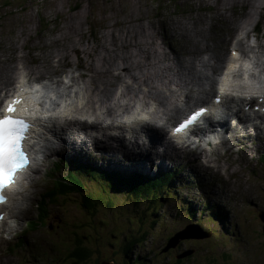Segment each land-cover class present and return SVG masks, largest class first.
<instances>
[{"label": "rangeland", "instance_id": "1", "mask_svg": "<svg viewBox=\"0 0 264 264\" xmlns=\"http://www.w3.org/2000/svg\"><path fill=\"white\" fill-rule=\"evenodd\" d=\"M259 1L261 0H0V51H10L11 49L16 52L18 49L20 54H29L31 62V58L34 57L33 53L46 54L52 50H58L59 47L53 44L59 43L58 40L68 33L71 38L65 37L64 41L70 43L72 40V46L87 53L82 47L83 40L88 39L90 42V40L98 39L100 42L103 34L110 33H114L117 38L123 36L124 33L126 34V28L123 25L115 27L111 25L116 19L126 20L130 14L135 18H142L141 20L144 16V23L150 21L147 20L148 18L153 21L152 23L158 32L156 39L158 43L161 42L164 33L166 34L168 31H165L167 22L172 31H179L184 36L185 32H189L192 28H203L204 32L201 36L209 44L210 52H225L223 65L228 55L230 40L234 37L236 29H240L245 24L244 18L250 19L253 14V11H249L251 9L249 6L254 9L263 8L260 11H255L254 14L257 17L260 13L257 18L259 23L257 37L264 43V6H259ZM130 9L141 12L143 16L140 13L132 12L131 14L129 12L122 17H116L121 12L122 14L127 13ZM222 11V16L214 17L216 12ZM246 11L249 12L246 13ZM225 16L228 19L230 17L239 19L242 16L243 18L240 21L228 23ZM189 20L194 21V23L190 25ZM174 22L176 24L173 25ZM65 23L68 25L67 30L64 29ZM137 24L139 21L136 20L135 28H138ZM186 35L189 36L190 33ZM54 38L57 42H53ZM180 38L177 34H173L167 38L168 40L166 39L167 42L162 48L159 47L167 52V57H169L167 64L173 63L174 68L176 66L172 61L173 49L174 51L179 50V55L184 51L182 49L184 40ZM24 40L25 47L22 49L17 47L23 44ZM250 41H252L251 38ZM98 45L99 43H97ZM252 45L255 46L256 44L252 42ZM153 55L157 56L156 54ZM204 55V52L198 53L195 58ZM161 59L159 64L156 63L155 67L149 68V70L155 72L153 82L157 88L159 87L158 91L163 96L159 99L162 102L159 106L160 109H164L165 107L170 108L172 100L180 95L183 90L179 89L180 83H176L178 79L172 73L171 68L163 64L166 62L163 56ZM76 60V54L70 52L68 57L59 64L57 72L53 74L56 76L51 75L50 77L58 80L62 74H67L70 78L71 75L81 73L84 69L81 66L76 67ZM31 65L34 67L38 64L34 62ZM74 69L75 71H73ZM119 69L118 64L112 66L114 73ZM199 69L203 70V67H199ZM138 72L141 75V71L138 70ZM124 73L126 72L122 71L120 76L117 75L115 83L121 82ZM19 76L21 75L19 74ZM14 84L15 81L12 85ZM12 85L9 86V89ZM188 86L191 91H195L197 89L196 80L191 79ZM140 90L145 91V88L141 86ZM82 91L85 93V88ZM82 91L79 90L78 94ZM212 94L214 95L215 91L208 97H204L205 100H210L213 97ZM84 105L86 107V103ZM77 110L80 112L81 108H77ZM238 127L240 128L237 129L238 134L235 132L237 141L233 142L235 147L231 150L228 148V152L224 154L225 147L230 146V142L226 141L224 146L218 148V155L216 157L213 155V160L209 163L205 159L199 158L195 162L197 154L185 151L180 153V157L176 156L175 160L167 159L164 164L161 163L160 159L156 160L152 157V161L147 163L148 169L145 166L146 161H149L147 156L144 163L137 160L132 164L127 158H122V160L117 157L110 158L108 154L102 156L98 152H85L78 155L70 150V153H67L61 145L56 146V151L43 149L44 152L40 156L47 154L48 157L42 164L38 155V171H33L31 179L23 180L19 184L30 191L28 207L21 211L20 218H17L16 228L12 232L0 234V264H73L74 262L68 258V254L72 241L82 235L77 232L78 228H73L81 220H88L87 223L90 224V227L81 229L82 232L86 233L84 237L88 238L87 241L89 242L87 244L84 240L82 243L90 255L89 258L87 257L88 259L86 258L85 264L92 262L96 264L104 257L107 259L106 255L113 253L114 249L124 251L122 246L117 247L120 242L117 240L120 232H122V237L127 234L125 239L129 240V234L125 230L120 231L124 228L128 230L134 228L135 231L132 230L131 233L135 235L139 234L142 229L147 230L148 237L145 241V247L139 248L142 256L137 258L151 264H160L164 260L177 264L175 259L190 264H264V235L261 227L262 222L258 218V213H264V132L255 129L252 135L247 136L244 132L246 129L243 130L240 125ZM48 136L52 137L51 135ZM200 148L207 153L210 151L203 144H200ZM58 159L64 160L65 163L72 159L82 160L94 167L86 169L91 176L87 174L82 178L79 175L85 191L90 193L114 189L113 187L107 188L108 182L106 180L110 179L107 172L111 170H136L150 177L157 175L158 170L163 172L178 170L179 173L174 183L164 186L166 187L165 190H163L164 187L161 188L162 194L159 200L142 199L145 202L143 212L142 206H140L139 211L132 208L136 207V203H138L135 200L127 198L123 194H114L121 201L118 202V206L106 207V205H102L101 209L89 215V211L82 210V206L79 204L83 200V194L73 193L70 199L65 200V202L59 199L58 202L61 203L59 206L55 203L45 206L49 213V219L43 223L36 216L39 212L40 214L44 212L42 208L39 211L40 197L42 194L44 196L46 189L51 185V180H48L46 176L48 168L53 165V161ZM102 171L107 172L102 175ZM64 172L65 168L62 167L55 176L58 177ZM50 176L53 175L50 174ZM32 191L35 192L32 194ZM103 200V197L100 198L99 203H102ZM68 201L72 203L76 201L78 205H71L72 203L68 205L66 203ZM214 211H217L215 212L216 217L222 218L218 220V223L207 219ZM220 212L225 216L223 217ZM152 213L154 214L152 215ZM93 216H95L93 219H89ZM125 216L127 218L133 216L128 218L130 222L133 220V223L127 224ZM138 216H141L142 220L136 225L134 222L137 221ZM28 219H36L37 223L28 227L26 223ZM93 220L95 222L92 224ZM113 220L117 223L113 224ZM152 220H158V222L152 224ZM100 221L102 223L105 221L103 224L110 225L105 230L100 229L98 225L103 226ZM193 222L199 223L203 229L206 228L212 233L199 228L191 229L189 233H199L204 236L180 239L176 244L177 252H174L173 247L168 246L169 239L173 238L174 233L182 231L186 225L193 224ZM9 228L7 227V229ZM22 238L25 240L24 245L16 244ZM112 243L116 245L114 248L111 247ZM187 248L191 250L193 255L186 259H183L184 256L177 259V256L183 253L182 250ZM151 250H156L157 254H153ZM128 258L132 259L133 257L129 255ZM114 262L119 264L117 259Z\"/></svg>", "mask_w": 264, "mask_h": 264}, {"label": "bare ground", "instance_id": "2", "mask_svg": "<svg viewBox=\"0 0 264 264\" xmlns=\"http://www.w3.org/2000/svg\"><path fill=\"white\" fill-rule=\"evenodd\" d=\"M259 4V6H264V0L259 1ZM249 7H251L249 11H253V14L250 19L244 18L245 24L240 29H236L237 31H235V37L231 38V40L233 38L234 39L228 46V55L223 65L222 63L225 52H210L209 44L205 42L201 36L204 32L203 28H192L189 30V32H185L184 36L183 33L179 31H172L170 24L168 26L167 22L165 25V31H170H167L166 34L164 33V36L161 38V42L158 43L156 40L158 32L156 31L154 23H152L153 21L148 18L147 20L150 21L144 23L143 20L145 21V18L143 14L141 12L134 11V9H130L127 13L123 14L121 12V14L116 15V17H122L129 12H131V14L132 12H135V14H142L143 20H141L142 18L140 17L135 18L130 14L124 21L116 19L112 22L111 26L115 27L118 25H123V27L126 28V34L124 33L123 36L121 35L118 38L114 36V33L103 34L100 38V42L98 39H95V41H93L94 39L90 40L92 43L88 42V39L83 40L84 42H82V47L87 53H84L77 47L72 46V40L70 43L64 41L65 37H69L68 39L71 38V36H68V33L58 40L59 43L53 44L56 47H59L58 50L53 51L50 48L52 51L49 49L51 52L46 54H38V52L33 53L34 57L31 58V62L29 54H20L18 49H16V52L11 49L10 51L1 50L0 105L3 100L2 97H8L7 94L11 91V89L16 88L18 90V87L16 86L18 83V77L23 78L28 76L34 80L40 78L44 82L50 81L51 84H53L52 77L50 76L57 72V68L61 61L68 57L70 52H74L77 59L76 67L81 66L84 70L77 75H71L70 79L74 84H76V89H74L75 91H82L85 88V93L83 91L80 93L82 98L85 99L86 103V107L84 105L83 108L89 109L92 114L93 121L89 124L85 122H79L76 124L78 117H85L86 114L79 113L77 108L70 104L69 108L71 109V114L68 115V118L70 117L71 120L64 123V126H57L55 123H53L50 125V128L45 131L41 130L42 128H40L34 136V138L39 141L36 148H40V150L47 149L48 151H56V146L61 145L63 150L67 153H70V150L74 151V154L78 155H81V153L85 152H98L102 154V156L108 154L110 158L117 157L120 160H122V158H127L132 164H134L135 161L137 162V160H140L142 163H144L145 157L147 156L149 161H146L145 166L148 169L149 166L147 163L152 161V157L156 158V160L160 159L161 163L164 164L167 159L175 160L176 156L180 157V153L185 151L188 153L197 154L195 162L199 158L205 159L206 162L209 163L213 160V155H215V157L218 155V148L224 146L226 141L230 142V146L225 147L226 150L224 151V154L228 152V148L231 150L233 147H235L233 142L237 141L235 132L238 134L237 129H240L238 125L241 123L242 127H246V123L251 120V118H249L244 113H252L257 125H259V122L264 123V117H257L258 112L256 110L255 104H258V96H256L253 101V96L249 98L246 95V93L250 91H264V43H262V41H260L257 37L259 30L257 18L260 14L259 11L263 8L254 9L252 6ZM257 10H259V14L256 17L254 12H257ZM249 11H246V13ZM222 15L223 11L216 12L214 17ZM243 16L241 18H243ZM241 18L234 19L230 17L228 19L225 16V20L228 23L240 21ZM136 20L139 21V24H137L138 28L134 27ZM188 23L192 25L194 21L189 20ZM174 24H176V22H174L173 25ZM67 27L68 25L65 23L64 29L67 30ZM187 33H190V35H186ZM173 34H177L184 40L182 47L184 51L181 55L178 54V52H180L179 50L176 49V51H174L173 49L174 55L172 61L175 63V68L172 66L173 63L171 64L169 62V64H167V60L169 58L167 57V52L163 51L164 49H160L166 44V39ZM17 37L19 36L17 35ZM250 38L252 41H250ZM53 42H57L55 38ZM252 42L256 45L251 46ZM97 43H99L98 46ZM242 43L245 50L244 53L242 55L239 54L237 57H232L233 46L235 45V50L238 52ZM26 45L28 47V44ZM17 47H20L21 49L24 48L25 40L23 44H20ZM251 51L254 53L253 55H250ZM202 52L205 53L204 56L195 58L198 53ZM153 54H156L157 56ZM162 56L166 61L163 64H165L166 67L171 68L172 73H174L178 79L176 83H180L179 89L183 90L180 95L176 96L172 100L171 107L169 109L167 107L160 109L159 105H161L162 102L159 99L163 96L161 95V92L158 91L159 87L157 88V86L154 85L153 77L155 72H151L149 70V68L155 67L156 63L159 64L162 61ZM258 56L259 58H257ZM118 61L120 62L118 63ZM240 61L242 62L241 65ZM34 62H37L38 65H34L33 67L31 64ZM230 63L232 65H239V67L229 68L228 66ZM246 63L251 65V70L245 68ZM254 63H256V66L258 67V74L253 72L252 64ZM116 64L119 65V68L122 71L126 72L124 75H122V80L120 83H115V80L117 79V75L120 76L122 74V71L119 69L114 73L112 70V66ZM199 67H203V70H200ZM137 69L141 71V75H139ZM73 71H75V69ZM245 72L248 73L247 79H245ZM19 74L21 76H19ZM220 74H222L220 89H225L222 94L225 96V103H227L224 108L230 113H219L218 111H215L209 107L208 109L210 111L205 115L204 123L202 125L195 127L187 136L172 137L170 135L171 129L177 126L178 119L180 117L185 115L193 106L197 104L204 105L207 103L209 99L205 100L204 97H208L214 91L215 94H212V99L217 96L216 82L217 77L220 76ZM65 78H67V75ZM169 79L172 81L171 78ZM191 79H195L197 82V89L195 91H191L188 86ZM55 80L56 82H59V80ZM14 81L17 83L12 85ZM60 82H63V80ZM165 83L167 82L165 81ZM10 85H12L11 89H9ZM141 86L145 88V91L140 90ZM50 87L51 86L49 84L46 85L45 89L42 90H37L35 92L31 90L28 91V93H21L23 103H28L31 109L33 108V105H38L37 101L42 99L40 106L38 107L41 115H44L45 112L57 113V111H54V109L51 111H45V101L48 103L49 98L53 99L54 96H57L56 88L53 87L51 91ZM176 93L178 94V92ZM236 93H240V95H236ZM150 101L154 104L156 103L157 108L159 107L158 110L161 111V114H163V118H161L160 115H157L159 114L158 112L154 113L152 111L150 108ZM136 102H148L149 104L143 110L139 108L132 110H121L116 108L120 106L126 108L130 107L131 105V107H133V103ZM100 106H103L105 109H101ZM260 106L264 107V104H261ZM221 107L222 105L220 104L218 109ZM17 108H21V105H18ZM83 108H81L80 112L83 111ZM57 116L58 115L55 117H47L46 119L52 118L55 119L54 122H56ZM143 117H147V119L145 120ZM229 117L230 119L236 120L234 124L231 123L230 119L228 121ZM99 120H103L108 123H117V127L113 130H102L98 126ZM129 121H131V123H129ZM41 122L45 123L46 121L42 119ZM50 122L52 121L50 120ZM135 122L140 124L139 127L144 129L142 130L143 136L141 135L140 131H138L139 127L133 125ZM90 127L91 130H93L88 132L86 128ZM257 128L262 129L261 132H264L263 127L258 126ZM244 130L247 136H250L253 134L255 127H247L244 128ZM95 131H97L98 134L96 137H94L95 135L93 136ZM47 133H50L52 137H49ZM151 133L153 134L152 139L150 136ZM140 137L141 140H139ZM178 139H182L186 145H184V143H177ZM191 143L197 144L195 149L190 146ZM200 144L205 145L206 149L210 151L207 153L204 149L200 148ZM47 157V154L43 155L42 157L40 156L39 159L42 161V164ZM33 171H38L37 164H35V168L33 167V169H29L28 172H24L22 174L25 175L23 180L27 181L28 179H31ZM161 171L162 170H158L156 173L157 175H154L153 177H158ZM80 175L83 178L84 172H81ZM147 178H150V176H147ZM22 182L23 181L18 182L17 179L16 183L14 184L15 186H13L9 191V202L6 206H0V216H2V219H0V234L4 232H12L16 228L15 226L17 225V218H20L21 211L26 209L29 205L28 197L30 191L28 188H25V186L19 185ZM34 192L32 191V194ZM84 193H86V191L80 192V194H83V200ZM220 213L222 216H225L222 212ZM112 223L114 224L117 222H114L113 220ZM11 226L14 227L11 228ZM7 227L10 228L7 229ZM194 228H199L200 230L211 233L210 230L206 228L203 229L199 223L194 222L193 224L186 225L182 232L188 235H193L189 233V230ZM81 229L77 230V232L80 234H82ZM195 235L200 234L196 233ZM124 237L123 239H125ZM197 237L189 236L187 238ZM171 240L172 239H169L168 242ZM72 242L73 243L71 245L68 258H70L72 247L74 246V241ZM180 258L181 255H178L177 259ZM103 261H108L114 264V260L110 258L109 260H106V257H104Z\"/></svg>", "mask_w": 264, "mask_h": 264}, {"label": "trees", "instance_id": "3", "mask_svg": "<svg viewBox=\"0 0 264 264\" xmlns=\"http://www.w3.org/2000/svg\"><path fill=\"white\" fill-rule=\"evenodd\" d=\"M264 157V154H263ZM261 158V157H260ZM60 161L63 162V164L61 163L60 165ZM81 165H82V169H81ZM66 167L65 172L60 174V176L56 177L55 175L58 173L59 169L61 167ZM88 167H92L94 168L92 165H90L89 163H86L85 161L82 160H68L67 163H65L64 160H57V161H53V165L51 167L48 168V173H46L48 180H51V185L46 189V192L44 193V196L42 194V196L40 197V209L42 208L44 212H39L38 215H36L39 219L40 222L46 223V220L49 219V213L48 210L45 206L49 205V203H55L57 206H59V199H61L62 201L65 202V200L70 199V196L74 193V194H78L80 195V192L85 191V187L84 185L81 184V179H79L80 173L84 172V176H86L87 174H89L91 176L90 173L87 172V168ZM103 170V169H101ZM105 171V170H104ZM102 171V175L106 172ZM110 176V179L106 180L108 182V186L107 188L113 187L114 189L111 190L110 189H105L103 191H94L92 193L90 192H86L84 193V200H82L81 203H79L82 207V210L86 209L89 211V215H92V213L96 210L101 209V205H106V207H110L112 205L118 206V202L120 201L116 196H114V194H123L125 197L127 198H131L133 200H135L136 202V207H131L135 210V211H139L140 206H142V212L143 210H145L143 208V205L145 202H143L142 199L146 198V199H153V201L155 200H159L160 199V195L162 194L161 192V188L169 185L171 183H174L175 178L177 177V174L179 173L178 170L177 171H168V172H160L159 176L154 178V177H150L147 178V175L143 174L142 172L133 170H125V171H116V170H111L109 172H107ZM50 174H52L53 176H50ZM94 178V177H93ZM101 188H105V187H101ZM166 187H164L163 190H165ZM107 190V191H106ZM118 190V191H117ZM113 191H117V192H113ZM103 197V202L99 203V199ZM114 197H116V199H114ZM121 202V201H120ZM68 203V205H70L72 202L68 201L66 202ZM78 202L73 201V203L71 205H78ZM100 204V205H99ZM147 209V208H146ZM214 211L212 213L211 216H209L207 219H211V222L216 221L218 223V220L222 219L219 217H216ZM154 213H152L153 215ZM90 217V216H88ZM95 216H93L92 218L89 219H93ZM126 217V216H125ZM130 216H128L129 218ZM133 217V216H131ZM130 217V218H131ZM139 218H137V221L134 222L136 225L139 224L142 220L141 216H138ZM224 217V216H223ZM128 218L126 217L127 220V224H131L133 223L130 222L128 220ZM206 219V220H207ZM87 221H79V223L77 224L76 227L73 228H78L81 229L82 225L84 224V227H90V224L87 223ZM95 221L93 220L92 224ZM101 225H98V227L100 229H106L109 225L108 224H103L105 223V221H100ZM158 220H152V224L157 223ZM27 226L31 227L34 223H37L36 219H28L26 221ZM129 227V226H128ZM72 230V229H71ZM121 230H125L128 234H129V240L127 239H123L127 238V234H125L122 237V232H120V234L117 237V240L120 241L119 244L117 245V247H121L123 248L124 251H120V250H115L114 252L111 253L110 255H106L108 258L107 259H117L119 264H129V261L132 260V264H151L148 263V261H144L143 259L137 258V257H141V251L139 248H143L145 247V241L147 240L148 235L146 234L147 230L142 229L140 230L139 234L135 235L133 233H131L132 230H134V228H131V230L128 229H120ZM224 230V229H221ZM135 231V230H134ZM207 231V230H206ZM225 231V230H224ZM85 232H82V235L75 238L74 240V246L72 247V252L70 255V258L72 260V262H74L73 264H85L86 260L90 257L89 251H87V249L85 248V245L82 246L83 241L85 240V242H87V244L89 243L87 240L88 238L84 237ZM108 235V233H107ZM104 236V235H103ZM83 239V240H82ZM106 239V238H105ZM17 242V240H16ZM27 242V241H26ZM95 240L93 241L94 244ZM25 240L22 238L20 239L16 244L18 245H24ZM116 245L112 243L111 247L114 248ZM163 249V248H162ZM189 249V248H187ZM186 249L182 250L185 251ZM152 251V250H151ZM174 252H177L176 247L175 249H173ZM153 254H157V251H152ZM162 252V250H161ZM131 255L133 258L129 259L128 256ZM192 254V252L188 255H185L183 259H186L188 256L190 257ZM88 257V258H87ZM87 258V259H86ZM93 258V257H91ZM90 258V259H91ZM163 258V257H161ZM160 258V259H161ZM103 260V259H102ZM175 261L177 262V264H190V263H183L182 261H178L175 259ZM91 263V262H90ZM91 264H94V262H92ZM97 264V263H96ZM157 264V263H154ZM160 264H172L170 261H161ZM213 264V263H211Z\"/></svg>", "mask_w": 264, "mask_h": 264}, {"label": "snow or ice", "instance_id": "4", "mask_svg": "<svg viewBox=\"0 0 264 264\" xmlns=\"http://www.w3.org/2000/svg\"><path fill=\"white\" fill-rule=\"evenodd\" d=\"M239 53L233 46L232 57H237ZM229 68H238L239 65L228 66ZM245 68L251 70L250 64H245ZM227 75V73H226ZM248 73L245 72V79H247ZM23 78L20 80V84H24ZM20 88V85H17ZM40 85H35L31 90L33 92L39 89ZM27 89L21 88L15 96L5 101L3 108H0V205L8 203V191L16 183L17 178L23 174L30 165V158L26 151V142L30 141V133L35 128V121L37 118L46 119L47 117H55L57 113L45 112L41 115L39 108L23 107L18 109L17 106L23 103L21 92ZM224 88L220 89L223 93ZM240 95V93H236ZM246 95L251 98L252 96H259L264 101V91L260 92H248ZM55 99V97H53ZM216 103H220V97H216ZM210 110L206 107H199L198 110L191 111V114L187 115L182 122L171 129L170 135L172 137L187 136L195 127H198L204 123V117ZM28 117H31L29 119ZM147 119V117H143ZM131 123V121H129ZM177 143H183L182 139H178ZM2 218V217H0Z\"/></svg>", "mask_w": 264, "mask_h": 264}, {"label": "water", "instance_id": "5", "mask_svg": "<svg viewBox=\"0 0 264 264\" xmlns=\"http://www.w3.org/2000/svg\"><path fill=\"white\" fill-rule=\"evenodd\" d=\"M258 218L260 219V221L262 222V230H263V232H264V213H258ZM192 227V226H191ZM182 231H179V232H176V233H174V235H173V238H172V240L170 241V242H168V245L170 246V247H173V248H175L176 247V242L179 240V239H184V238H187V237H189V236H191V237H197V236H200V237H203L204 235H195V234H193V235H188V234H186V233H184V232H182ZM178 233V234H177ZM179 236V237H178ZM175 242V243H174ZM171 243V244H170ZM191 253V250L190 249H186L185 251H183V253L181 254V257H183V256H185V255H188V254H190ZM106 260H109V259H106ZM97 264H113V263H110V262H108V261H103V260H101V261H99ZM114 264H116L115 262H114Z\"/></svg>", "mask_w": 264, "mask_h": 264}, {"label": "flooded vegetation", "instance_id": "6", "mask_svg": "<svg viewBox=\"0 0 264 264\" xmlns=\"http://www.w3.org/2000/svg\"><path fill=\"white\" fill-rule=\"evenodd\" d=\"M211 233H212V232H211ZM173 249H175V248H173ZM188 257H189V256H188ZM132 262H133V261H132V260H130V261H129V264H132Z\"/></svg>", "mask_w": 264, "mask_h": 264}, {"label": "clouds", "instance_id": "7", "mask_svg": "<svg viewBox=\"0 0 264 264\" xmlns=\"http://www.w3.org/2000/svg\"><path fill=\"white\" fill-rule=\"evenodd\" d=\"M62 164H63V162L62 161H60ZM65 169H66V167H64Z\"/></svg>", "mask_w": 264, "mask_h": 264}]
</instances>
